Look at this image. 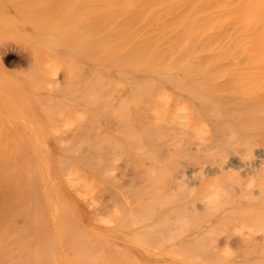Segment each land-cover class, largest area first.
Returning a JSON list of instances; mask_svg holds the SVG:
<instances>
[{"label": "bare ground", "instance_id": "bare-ground-1", "mask_svg": "<svg viewBox=\"0 0 264 264\" xmlns=\"http://www.w3.org/2000/svg\"><path fill=\"white\" fill-rule=\"evenodd\" d=\"M245 2L0 0V264H264V98L216 83L244 24L235 18L239 35L223 46L227 10L243 12L246 25L264 9V0ZM146 149L156 159L130 197L143 213L146 196L172 186L171 170L183 167L173 169L178 193L167 196V184L158 212L142 218L112 190L117 179L107 195L91 177H104L109 154L135 160ZM66 181L78 195L110 199L97 197L90 219L69 201ZM217 194L223 204L210 199ZM229 226L251 231L235 239Z\"/></svg>", "mask_w": 264, "mask_h": 264}, {"label": "rangeland", "instance_id": "rangeland-1", "mask_svg": "<svg viewBox=\"0 0 264 264\" xmlns=\"http://www.w3.org/2000/svg\"><path fill=\"white\" fill-rule=\"evenodd\" d=\"M228 1V3H226V2ZM229 1H231L230 3H232L233 1H237V3L239 4V5H241V4H247L245 1H247V0H223V3H226L227 5H229L230 3H229ZM241 3V4H240ZM262 3H264V2H262ZM225 4V5H226ZM229 9V8H228ZM248 11H249V8H248ZM228 12H230V14L228 13ZM232 12H233V17H234V19L232 20V19H230V21L232 20V21H234L235 20V18H237V20H235V24L233 25L234 26V28H233V26L229 23L228 24V22H229V18L232 16L231 14H232ZM235 11H233V9L231 8V11H228L227 10V18H225L224 20H226V21H224V25H226L227 26V28H225V30H224V32H223V46H224V44L226 45V46H233V44L234 43H236V44H234V45H236V47L235 46H233V48H234V50H235V54H234V57H225L224 58V62L226 61L227 63H228V68H226V70H224L223 71V75L222 76H220L219 78H218V80H217V84H224V83H226V84H224L223 85V87H225V86H229V87H235L234 89H238L239 90V88H241L240 89V92H241V90H242V92L244 91V92H247V93H244L243 92V94H245V95H243V96H246L247 98L248 97H261V98H264V9L263 10H261V13H260V10H259V12H257V15L256 16H253V17H255L256 18V21L254 22V24H250V22L249 23H246V25H247V28H248V26L249 27H251L252 25V27H255V28H249V31L250 30H253L252 32H248V30L246 31L245 29H247V28H245L244 29V27L246 26V25H244L245 24V22H246V20H245V17L246 16H243V12L242 13H240V12H235ZM248 14L250 13V12H247ZM238 14V16H236ZM245 15H247L246 13H245ZM171 18H172V16H170ZM174 17V16H173ZM233 17H231V18H233ZM261 19V20H260ZM228 20V21H227ZM231 21V22H232ZM238 23H237V22ZM242 22V23H241ZM226 23V24H225ZM240 26L241 24H243V28H242V30H241V32L242 33H240V31H239V34H238V30H240V28H239V26L237 25V24ZM241 23V24H240ZM231 25V26H230ZM251 25V26H250ZM231 27L230 29H229V31H227L226 29H228V27ZM225 27V26H224ZM241 27V26H240ZM234 30H236V31H234ZM243 30H245V32L243 31ZM152 31V30H151ZM149 32V31H148ZM148 32H147V34H148ZM155 31H153V33H154ZM226 32H227V34H226ZM248 32V33H247ZM254 32V33H253ZM235 33H237L236 34V36L237 35H239L240 37H242V39L244 40V41H242L241 42V40L242 39H240V37L239 36H235ZM244 33H247V34H249V35H247V34H245L247 37H248V39L244 36ZM250 33L251 34H253L252 35V39H251V35H250ZM149 34H150V32H149ZM156 35L158 34V32L157 33H155ZM151 35H154V34H151ZM234 37H236V41H234L235 40V38ZM234 38V39H233ZM225 40V41H224ZM238 40V41H237ZM249 40V41H248ZM252 40V41H251ZM227 41V42H226ZM231 41V42H230ZM234 41V43H232ZM241 42V44H239ZM247 42L249 43V44H247ZM247 44V45H246ZM241 46V47H240ZM254 48H253V47ZM239 47V48H238ZM252 48V49H251ZM239 50V51H238ZM248 50V51H247ZM253 50H255V51H253ZM250 51V52H249ZM253 53H252V52ZM246 52H247V54H246ZM252 53V54H251ZM248 54H250V55H248ZM252 55V56H251ZM230 67V68H229ZM12 71H14V70H16V68H14L13 66L10 68ZM236 83V84H235ZM238 88H237V87ZM122 88V87H121ZM121 88H119L118 90L120 91H122L124 94H125V92L127 93V89H121ZM126 88V87H125ZM247 88L249 89V90H247ZM117 90V92L115 91V97H118L119 98V100H121L122 98H124L125 99V97H126V95H125V97H124V94H122V92L120 91H118ZM170 92V91H169ZM241 92V93H242ZM170 93H172V92H170ZM246 94H249V95H246ZM118 98H117V103H118ZM116 99V98H115ZM116 101V100H115ZM161 102V101H160ZM259 113V112H258ZM142 123V122H141ZM136 123L135 125L138 127V128H140V129H142L143 130V126H144V123ZM141 124V125H140ZM153 126V125H152ZM134 127V126H133ZM150 128L151 126H147L146 128ZM154 127V126H153ZM144 128H145V126H144ZM169 129V128H168ZM171 129V128H170ZM170 129L168 130V131H170ZM153 130V129H152ZM152 130L150 129V131L152 132ZM149 131V132H150ZM144 132H146L145 130H144ZM142 133V135H145V133ZM148 132V131H147ZM148 132V133H149ZM150 132V133H151ZM173 132H174V130H173ZM138 135V133L136 134V136ZM171 135V134H170ZM173 136V135H172ZM138 137V136H137ZM95 138H96V136H95V134H93L92 136H91V140L93 141V140H95ZM61 139H65V141H63V142H67V144H69V142H70V139L69 138H67V137H64V138H61ZM60 139V140H61ZM146 139V138H145ZM174 139H176L175 138V135H174ZM61 142V141H60ZM59 142V143H60ZM63 142L61 143V144H63ZM145 142V141H144ZM60 144V145H61ZM64 146L66 145V143L65 144H63ZM146 146V145H145ZM150 145H147L145 148H148ZM173 146V145H172ZM173 147H170V149L171 150H173L172 149ZM255 148H257V149H259V150H263V147H255ZM82 150H84V151H86V152H91V151H89V149L87 148V146H82ZM120 150V149H119ZM147 150V149H146ZM122 151V150H121ZM120 151V152H121ZM117 152V151H116ZM144 152V151H143ZM119 153V152H118ZM123 153V152H122ZM119 154H121V153H119ZM136 154H137V157H136ZM144 154H146V155H144ZM142 153V154H139L138 152L137 153H134V154H132L133 155V157L135 158V160L134 159H130L129 158V156H127V155H125L124 153L122 154V156H120V155H118V156H114V155H116V154H114L113 156L111 155V154H109L108 155V157H106L105 158V160H104V162H103V169L104 168H106V169H104L103 171V174H104V177H103V175L101 174H94V175H92L93 176V178L91 177V179H95L94 181H95V183L97 184H99V186L101 187L100 188V190H102V192H101V194L102 193H106L107 195L109 194V187L112 185V182H111V180H114V179H117L116 181L117 182H115L117 185H118V187H117V185H116V188H113L114 186H112V190L113 189H115L116 191H117V194H119V193H121L122 191H124V194H120V196L121 195H123V196H125V197H127V198H130L131 196H132V192H133V190H136L137 188H138V186L139 185H141V183H140V180L141 179H143V178H146L147 180H148V178L146 177L147 176V174H149V172L151 171V169H152V167H153V163L155 162V159L156 158H154V157H156V156H154V157H151V155H150V152L147 150L145 153ZM111 155V156H110ZM128 155H130L131 156V154H128ZM142 155V156H141ZM141 156V157H140ZM110 157H112L113 158V160L110 158ZM119 157V158H118ZM139 157L140 158H144L143 160H141V161H143L142 163H141V161L137 164V158L139 159ZM149 157V158H148ZM183 157H185V156H183ZM183 157H179V160L177 159V165H180V167L182 166L180 163H181V161L183 160L184 161V159L185 158H187V157H185L184 159H182ZM121 158H122V160H121ZM126 158L128 159V160H126ZM151 158H154V161H152L153 159H151ZM178 158V157H177ZM107 159H109V161H107V163H106V160ZM111 159V160H110ZM188 159V158H187ZM114 160H115V163H114ZM113 161V163L115 164V165H110V164H113V163H111ZM122 161H123V163L125 162L126 163V165H127V163H132L133 161H134V163H133V165H130V164H128V166H130V167H128V166H126L125 165V163L123 164L122 163ZM186 161V160H185ZM184 161V162H185ZM190 161H192L193 162V160H190ZM109 162V163H108ZM136 162V163H135ZM180 162V163H179ZM147 163V164H146ZM179 163V164H178ZM135 164H137V165H139L140 166V168H139V166H137L136 168H133L134 166H135ZM141 164V165H140ZM124 165V166H123ZM203 165V164H202ZM114 166V173L111 171ZM144 166H146L145 167V169H144ZM148 166V167H147ZM204 166V165H203ZM108 167L110 168V172L113 174V176H112V174L108 171ZM116 167H118V168H116ZM127 167H128V169H127ZM183 167V166H182ZM182 167L181 168H178L177 167V170H176V168H173V169H175L177 172H179V170L178 169H182ZM112 168V169H111ZM123 168V169H122ZM137 168H138V170H137ZM131 169V170H130ZM171 170V175L172 176H168V180H169V177L170 178H172V177H174V178H172L171 179V181H169V183H171L172 182V186H170L167 182H166V184L165 185H162L163 186V188H164V190L165 191H167L166 189H168L169 191H170V189H172L173 188V186H174V184L176 183V182H178L179 180H178V178H177V175H178V173H176V171L175 170ZM125 171V173H122V171ZM130 170V171H129ZM133 170V171H132ZM146 172V173H144V171ZM128 171H129V173H128ZM137 171V172H136ZM142 173V174H140V173ZM154 172H157V173H159L158 171H154ZM172 172L174 173H176V174H172ZM65 174H67V173H65ZM107 174H108V176H107ZM109 174L112 176V179H110L109 178ZM156 173H153V175L152 176H154ZM169 174V173H168ZM181 174V173H180ZM122 175V176H121ZM143 175H146L145 177L143 176ZM120 176V177H119ZM141 176L143 177V178H141ZM151 176V178L150 179H152L153 177ZM95 177H99V178H95ZM121 178H123V179H121ZM64 179H66L67 180V176H65L64 177ZM136 179H137V181H136ZM174 179V180H173ZM181 179V178H180ZM69 180V179H68ZM106 180H107V182H106ZM121 180V181H120ZM133 182H132V181ZM168 180H165V181H168ZM125 181V182H124ZM136 181V182H135ZM139 181V182H138ZM67 182V181H66ZM105 182H106V184H109V185H106L105 184ZM122 182V183H121ZM132 182V183H131ZM135 182V183H134ZM69 182H67V184H68ZM134 183V184H133ZM138 183V184H137ZM140 183V184H139ZM70 184V183H69ZM68 184V185H69ZM74 186L71 188V186L72 185H69V187L71 188V189H68V197H69V201L71 200V199H73V200H71V201H74V202H71V203H75V207H77L78 209L77 210H79V212L82 214H84L85 216L87 215L90 219H93L95 216V212H94V210L96 209L97 210V205H95V204H99L100 202H99V198L101 199V203H102V200L104 199H106L105 200V202L106 201H108V199H110V197L108 196V197H106L105 196V194L103 195V197H105V198H103L102 196H97V197H99V198H97L95 195L93 196V194L91 193V195L89 196V195H87V196H85V194L83 195V194H81V195H78V194H76L75 192L79 189L80 190V188L78 187V185L74 182ZM137 184V185H136ZM169 185L168 187L166 186V185ZM131 185H132V188H131ZM123 186V187H122ZM135 186V187H134ZM162 187L161 185H158V187ZM165 186H166V189H165ZM68 187V188H69ZM141 186H139V188H140ZM146 187V186H145ZM159 187V188H160ZM170 187H172V188H170ZM99 188V187H98ZM111 188V187H110ZM120 188V190H121V192H120V190H117V189H119ZM138 188V189H139ZM163 188H161V192L163 193H161L160 191V193L158 192V195H160V196H164L165 195V192L164 191H162V189ZM75 189H77L76 191H75ZM125 189H127V191H129L128 193H129V195H127L128 193H127V191L125 190ZM82 190V189H81ZM96 190H98V189H96ZM73 191H75V192H73ZM168 191V192H169ZM178 191V189L174 186V188L172 189V192H170L169 193V195L167 194L168 192H166V195L167 196H170V195H172L173 193H178L177 192ZM96 192V191H95ZM99 192V191H98ZM131 192V193H130ZM154 192V194L153 195H155L154 197L152 196V194H149L148 196H146V198H145V202H146V206H145V208H146V210H144V212L146 211V213H143V212H141L140 210H138V209H136V203L130 198V199H126V201H128V203L125 201L123 204H124V207H125V204H126V206H127V208L129 207L130 209L131 208H133L132 209V211H134L135 212V214L137 213V214H141V215H145V218L147 217V214H149L148 215V218L150 217V215H152L153 216V214H152V212H158V211H154L153 210V208L156 210H158L159 209V207H160V203L159 202H162L161 200H162V198H161V200L157 197L158 195H156V191L154 190L153 191ZM156 192V193H155ZM180 192V191H179ZM90 193V192H89ZM98 194H100V192L98 193ZM97 194V195H98ZM100 194V195H101ZM162 194V195H161ZM127 195V196H126ZM85 196V197H84ZM93 196V199H94V197H95V200L98 202H94L93 200H91V198L90 197H92ZM129 196V197H128ZM164 197L163 198V200H167L166 198H168V197ZM86 197H88V198H86ZM102 197V198H101ZM124 197V198H125ZM152 197V198H151ZM223 197V196H222ZM108 198V199H107ZM144 198V197H143ZM87 199V200H86ZM151 199H153V200H151ZM169 199H171V198H169ZM221 200H223V198H220ZM220 199H218L219 201H220V203H222L223 204V201H221ZM89 200V201H88ZM133 201V203L131 202V201ZM158 200H160L158 203H157V201ZM92 201H93V203H92ZM111 201H112V203H111V205H110V201H109V203L106 205V204H102L103 206H107V207H109V205L111 206V207H109L110 209H112L113 207V205H119V204H116L113 200H112V198H111ZM104 202V201H103ZM130 202V203H129ZM144 202V203H145ZM198 202H200V201H198ZM87 203H89V204H87ZM122 204V205H123ZM130 204V205H129ZM156 204V205H155ZM158 204H160L159 206H158ZM196 204L198 205L199 203H197L196 202ZM196 204H194V205H196ZM101 204L100 205H98V206H100V208H101V206H102ZM129 205V206H128ZM133 205H135V206H133ZM153 205V206H152ZM92 206V207H91ZM102 206V207H103ZM132 206V207H131ZM150 206H152V208L150 207ZM154 206H157V208L156 207H154ZM91 207V208H90ZM106 207V208H107ZM135 207V208H134ZM191 207V206H190ZM150 208V209H149ZM98 209H99V207H98ZM103 209V208H102ZM136 210V211H135ZM188 210H190V211H188ZM98 211V210H97ZM116 209H115V207L111 210V212H110V216L112 215V217L113 218H115L116 216H115V214H116ZM131 211V210H130ZM131 211V212H132ZM152 211V212H151ZM191 213L192 211H191V209H185L184 210V212H183V218L186 220V218L188 217V216H190L191 217V215L189 214V213ZM92 213L94 214V215H92ZM123 213V212H122ZM188 213V214H187ZM80 214V215H81ZM135 214L133 213H131V215L133 216H135ZM139 214V215H140ZM139 215H138V217H139ZM140 215V216H141ZM155 215V214H154ZM176 215H178V214H174L173 213V216H170V219L171 218H173L174 219V222H173V219H171V220H169V222H171V223H173L174 225H177L178 223H179V221H178V216H176ZM86 216V217H87ZM109 216V215H108ZM133 216V218H135ZM23 217V216H22ZM22 217L20 216L19 217V219L20 220H22L23 222H24V220L22 219ZM80 217H82V215L80 216ZM142 217V216H141ZM190 217L189 218H187V220H189L190 219ZM143 218V217H142ZM141 218V219H142ZM145 218H144V220H139V221H145ZM19 219H18V221H19ZM140 219V218H139ZM136 221H138V219L136 220ZM22 222V223H23ZM87 222V219H82V223L83 224H85ZM22 223H20V221H19V224H22ZM170 223V224H171ZM24 224V223H23ZM233 226H229V229L231 230H228V228L226 227L224 230H222L221 231V235L223 236V231H227L228 233H229V231L233 234V238H237V239H241V238H243V237H246L247 236V232L249 231L248 229L249 228H245V229H238V228H236V230H235V227H233ZM232 228V229H231ZM161 230H162V228H161ZM161 230H160V232H161ZM235 230V231H234ZM239 230H242V231H239ZM158 231H159V227H158ZM159 232V233H160ZM158 233V232H157ZM226 234V233H225ZM244 235V236H243ZM220 236V235H219ZM221 237V236H220ZM220 239L221 238H219V240L218 241H220ZM222 240V239H221ZM221 245V244H220ZM235 246V247H234ZM233 247H230V246H228V245H221L220 246V249H227V248H229V249H231V250H234V252H238V250L237 249H239V250H241V248L238 246L237 247V249H236V245H234ZM219 247V246H218ZM222 247V248H221ZM154 249V248H153ZM152 249V250H153ZM154 251V250H153ZM155 252H157L156 251V249H155ZM154 252V253H155ZM153 253V252H152ZM240 253V252H239Z\"/></svg>", "mask_w": 264, "mask_h": 264}, {"label": "clouds", "instance_id": "clouds-1", "mask_svg": "<svg viewBox=\"0 0 264 264\" xmlns=\"http://www.w3.org/2000/svg\"><path fill=\"white\" fill-rule=\"evenodd\" d=\"M56 75L58 76L59 73H57ZM254 183H255L254 180L251 181L250 184H249V188H251V187L253 186ZM217 191H219V190H217ZM210 199H211L212 201H215V200H218V199H219V196H218V194H217V195H213L212 197H210ZM248 230L251 231V229H248ZM225 255H226V257H230V256H231V250L226 251V252H225Z\"/></svg>", "mask_w": 264, "mask_h": 264}]
</instances>
